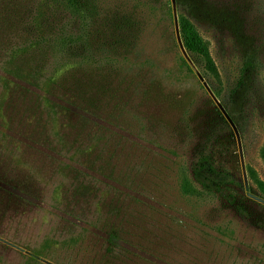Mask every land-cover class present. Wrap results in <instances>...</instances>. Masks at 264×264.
Masks as SVG:
<instances>
[{
  "label": "rangeland",
  "instance_id": "374dc122",
  "mask_svg": "<svg viewBox=\"0 0 264 264\" xmlns=\"http://www.w3.org/2000/svg\"><path fill=\"white\" fill-rule=\"evenodd\" d=\"M41 1L0 0V264H264V0H88L86 24ZM58 10L87 47L61 68L41 27ZM16 24L35 47L3 44ZM204 155L236 203L194 179Z\"/></svg>",
  "mask_w": 264,
  "mask_h": 264
},
{
  "label": "trees",
  "instance_id": "16d2710c",
  "mask_svg": "<svg viewBox=\"0 0 264 264\" xmlns=\"http://www.w3.org/2000/svg\"><path fill=\"white\" fill-rule=\"evenodd\" d=\"M40 5L42 7H45L46 11L48 10L47 11L48 13L50 12L54 13L57 9H61L64 13L78 17L80 21L84 24H86V22H88L90 19L89 17L90 7L88 0H43L41 1ZM27 9L28 11L32 12L31 6H29ZM59 13L60 11L58 10V14L57 13L55 14L56 16L55 20L53 22H48V23L43 21V16H42L41 27H43L44 38L54 37L52 39L51 38L48 39V41L46 42V45H48L49 47L45 45L46 51L43 52L45 59L47 60L48 63L51 64L52 62H54L53 60L56 61V58L58 57L59 60L62 61L59 66V68H61L66 65L64 59L70 57L75 59L77 57L79 58L82 55H78L77 49H82L83 52L84 51L87 52L86 50L87 47H86V43L79 45V47H76L77 45L74 46V48H72L73 46L69 47L70 45L68 44V40L72 36L71 34L66 33L67 29L62 27L61 29L59 28L60 26V23L58 22V19L60 17ZM227 20L233 22L234 16L227 17ZM234 28L240 33L238 36L240 42L242 41L243 44H247L248 40H245L244 37L245 33L242 31L241 22L239 20H237L236 23L234 24ZM19 30L16 24V26H14L8 32V35L6 37H4L3 39L1 38L3 44L5 43L11 44L12 40H17L19 37H21L23 38V40L25 39L29 41L30 44L35 47L33 43L34 42L33 39H35V35L33 33L30 34L28 32L24 34H19ZM59 30L60 32H58ZM180 30H181L182 41L185 48L191 53L200 57L203 60L205 67L211 74L218 75V68L212 57L210 44L202 36L197 25L187 16H182L180 18ZM3 32L4 31H1L0 33L3 34ZM83 39L85 41V38ZM15 44L16 42L13 43L14 46ZM38 44L40 45L42 43L38 41ZM50 49H52L53 53L50 52ZM82 54L84 55V53ZM84 57L89 58L88 54L84 55L83 58ZM254 66H255L254 57L248 56L245 65L242 69V73H241L242 76L240 79L241 88L239 89L246 90L249 87ZM240 98H243V96H240ZM261 155L264 160V146L262 148ZM193 174H194V179L201 185V187L204 190L213 193L214 192L220 193V195H222L225 199L227 198L229 199L230 202L236 203V195L233 193H227L225 191V188L237 184L235 177L227 171L216 169L208 156L204 155L200 157V159L197 161V163L194 166ZM249 175L251 179L255 182V184L262 191H264V180L261 179V177L258 175V172L253 167L249 168ZM238 208L240 211H245V209L242 206H239Z\"/></svg>",
  "mask_w": 264,
  "mask_h": 264
}]
</instances>
